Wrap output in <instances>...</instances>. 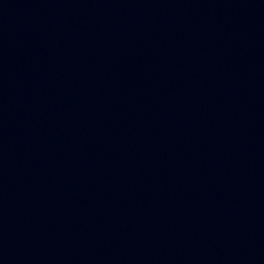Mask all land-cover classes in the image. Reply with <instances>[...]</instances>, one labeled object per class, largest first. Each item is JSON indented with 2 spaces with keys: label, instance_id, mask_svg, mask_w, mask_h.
I'll use <instances>...</instances> for the list:
<instances>
[{
  "label": "water",
  "instance_id": "water-1",
  "mask_svg": "<svg viewBox=\"0 0 264 264\" xmlns=\"http://www.w3.org/2000/svg\"><path fill=\"white\" fill-rule=\"evenodd\" d=\"M0 264H264V0H0Z\"/></svg>",
  "mask_w": 264,
  "mask_h": 264
}]
</instances>
